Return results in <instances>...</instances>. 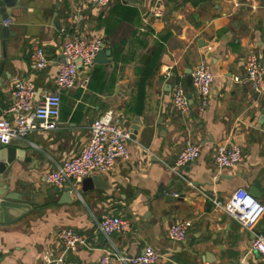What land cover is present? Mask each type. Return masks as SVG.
<instances>
[{
    "label": "crops",
    "instance_id": "obj_1",
    "mask_svg": "<svg viewBox=\"0 0 264 264\" xmlns=\"http://www.w3.org/2000/svg\"><path fill=\"white\" fill-rule=\"evenodd\" d=\"M12 13L15 37L1 49L0 116L8 118L18 79L36 86V103L55 91L62 30L101 38L111 53L91 69L80 68L77 86L62 93L56 131L0 143L24 151L20 161L6 163L3 177L8 192L24 195L30 205L20 219L0 224V264H45L49 257L97 264L107 253L134 257L146 247L160 252L159 264H264L251 247L254 236L264 233V216L250 231L212 202H226L257 182L264 190V92H254L246 76L249 56L264 62V0H113L107 8L87 0H23ZM37 47L49 63L35 72L30 64ZM203 60L214 84L201 110L191 76ZM177 86L190 100L186 116L173 109ZM112 110L123 116L130 134V159L119 160L111 174H95L102 178L99 187L95 175L87 178L91 188L83 191L84 180L66 201L44 176L78 154L93 120ZM136 122L143 126L131 138ZM147 127L154 130L145 136L150 145L141 138ZM187 140L202 145L201 157L172 171ZM224 143L241 148L244 160L235 168L214 164L213 154ZM170 196L178 201L168 202ZM258 200L264 204V192ZM105 215L120 216L129 231L106 236L99 229ZM189 220L187 239L170 241L171 225ZM61 229L83 235L85 244L68 250L58 237Z\"/></svg>",
    "mask_w": 264,
    "mask_h": 264
},
{
    "label": "built area",
    "instance_id": "obj_2",
    "mask_svg": "<svg viewBox=\"0 0 264 264\" xmlns=\"http://www.w3.org/2000/svg\"><path fill=\"white\" fill-rule=\"evenodd\" d=\"M90 4L107 8L113 0H87ZM154 17H161L159 9L153 11ZM79 18H83L79 16ZM6 26L13 24L11 19L4 22ZM64 40L61 48V58L57 61L58 73L55 80L56 89L47 94L39 102H35L36 86L30 81L18 79L13 84V101L5 111L8 118L0 116V143L4 145L13 141H20L32 133L52 132L58 129L62 113V93L74 89L79 83L80 68H92L95 60L102 52L104 41L101 38L85 39L82 35L69 34L62 30ZM211 50V47H209ZM30 67L33 71H43L48 68L46 51L35 48L31 57ZM246 76L254 92H264V62L256 56L246 59ZM192 82L201 110L208 107L212 94L214 76L209 64L203 60L192 72ZM87 81L80 85L87 87ZM235 81L239 82L238 78ZM173 109L181 115L190 112V100L186 91L177 86L172 96ZM123 116L112 110L102 117L93 120L89 127V141L80 152L70 157L56 170L47 173L44 179L47 184L59 190L71 188L77 191L84 180L95 174H111L119 160L128 161L130 140L129 132L123 126ZM202 145L187 140L183 149L178 153L172 171L186 168L195 163L201 156ZM244 160L241 148L237 144L224 143L219 145L213 154V161L217 169L235 168ZM216 211L228 214L236 220L243 229L253 231L264 216V204L252 196L246 189H238L226 202L212 200ZM193 221H178L171 225L169 239L173 242H183L187 239ZM99 229L106 236L111 237L129 231V224L120 216H103ZM58 237L70 251H77L85 244L86 238L72 229H61ZM252 250L264 258V233L256 234L251 243ZM162 260L160 252L146 247L142 254L134 257L119 255L116 259L112 254L103 255L97 264H159ZM45 264H67L63 259L47 258Z\"/></svg>",
    "mask_w": 264,
    "mask_h": 264
},
{
    "label": "water",
    "instance_id": "obj_3",
    "mask_svg": "<svg viewBox=\"0 0 264 264\" xmlns=\"http://www.w3.org/2000/svg\"><path fill=\"white\" fill-rule=\"evenodd\" d=\"M22 1L23 0H0V59L2 57L1 49H3V47L6 45L7 40L11 37H15V34H13L10 27L6 26L4 22L8 20L12 15H14L12 13L13 9L16 8L17 3H20ZM110 53V51L103 50L102 52H100L95 62H97L100 57L105 58L110 56ZM2 67L3 65H0V75L3 71ZM2 81L3 79L0 78V82ZM260 122L264 123V111ZM142 126V122L134 123V127L131 130V138H134L138 134ZM153 132L154 130L150 127L144 129L141 134V138L145 140V144L150 145L149 139H145V136L149 133L153 134ZM23 154L24 151L22 149L18 150L14 147L9 146L0 148V224H3L4 222H14L16 218L20 219L22 215L30 210V205L24 198V195L8 192V183L6 180H4L3 177L4 173L8 170L6 163H8V165L10 166L13 165L16 160L20 161L23 158ZM101 180V177L95 175L92 179V182L94 186L96 185L97 187H99L101 185ZM89 184L90 183H88L87 180L84 182L83 191H87L89 188H91L88 187ZM71 191V188H66L63 190V197L66 201H69L71 199ZM248 192L255 198L260 199L263 195L264 190L261 187V184L257 182ZM168 200V202L178 201V198L170 196ZM16 213L19 216H17ZM238 225L240 224L238 223Z\"/></svg>",
    "mask_w": 264,
    "mask_h": 264
}]
</instances>
